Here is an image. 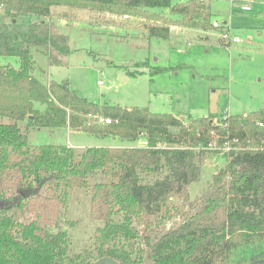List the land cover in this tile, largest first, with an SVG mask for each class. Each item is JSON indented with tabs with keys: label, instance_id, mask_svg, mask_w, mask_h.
Wrapping results in <instances>:
<instances>
[{
	"label": "trees",
	"instance_id": "trees-1",
	"mask_svg": "<svg viewBox=\"0 0 264 264\" xmlns=\"http://www.w3.org/2000/svg\"><path fill=\"white\" fill-rule=\"evenodd\" d=\"M0 3L5 19L0 22V57L18 61V68L0 65V118L11 121L0 122V264H91L103 257L144 264L143 247L149 264H264V150L256 148L264 139V125H256L264 124V109L224 114L225 120L221 116L218 121L227 124L224 129L212 124L216 116L210 114L181 120L95 104L67 84L44 83L35 75L34 52L49 65H61L70 54L68 38L53 33L47 21L52 7L123 16L168 9L180 17V26L206 30L212 15L203 0ZM148 35L167 39L169 29L150 27ZM43 128L131 142L143 137L147 146L76 152L69 146L30 144L27 131ZM213 133L217 144L228 133L244 149L224 154L226 165L213 176L210 189L186 208L170 212L166 203L172 197L188 203V186L200 177L203 151ZM76 189L87 192L90 215L103 225L95 230L91 248L69 254V236L61 223L72 225L64 218ZM51 218L56 219L55 232L47 225Z\"/></svg>",
	"mask_w": 264,
	"mask_h": 264
},
{
	"label": "rangeland",
	"instance_id": "rangeland-1",
	"mask_svg": "<svg viewBox=\"0 0 264 264\" xmlns=\"http://www.w3.org/2000/svg\"><path fill=\"white\" fill-rule=\"evenodd\" d=\"M203 2L212 15L206 30L180 26V17L168 9L140 10L124 18L79 7H52L47 21L53 33L68 38L70 54L61 65H49L45 56L34 52L35 75L44 83L67 84L75 95L95 104L172 114L184 117L181 120L209 114L216 119L224 114L250 115L264 109V2ZM242 6L250 10L242 11ZM2 8L0 3V22L5 20ZM150 27H167L168 38L150 37ZM5 64L18 68L13 57H0V65ZM0 122L11 123L6 118ZM21 126L25 130L24 123ZM27 135L32 145H63L76 152L89 147H141L144 140H113L68 128L30 129ZM203 152L200 177L187 189L188 203L172 197L166 203L170 212L198 200L225 167L221 151ZM70 193L64 219L72 225L61 223L69 236V254L91 248L95 230L103 225L92 219L85 190ZM54 220L47 224L53 232Z\"/></svg>",
	"mask_w": 264,
	"mask_h": 264
},
{
	"label": "built area",
	"instance_id": "built-area-1",
	"mask_svg": "<svg viewBox=\"0 0 264 264\" xmlns=\"http://www.w3.org/2000/svg\"><path fill=\"white\" fill-rule=\"evenodd\" d=\"M187 0H181V2H185ZM239 1V0H237ZM249 2L253 1V0H248ZM264 2V0H262ZM241 10L242 11H249L250 10V7L249 6H242L241 7ZM124 18H127V16H124ZM213 27H219L218 23L217 22H213L212 23ZM233 42H236L237 39H232ZM220 120L219 119H213L212 120V124L213 125H220L222 128L226 129L227 128V124L224 123V124H220L218 121ZM222 120H225V116L222 117ZM100 123H105V124H108L110 121L109 120H104V119H100L99 120ZM256 125L258 127H263V123L262 122H256ZM213 136L215 137V134L213 133ZM218 137H221L218 135ZM216 137L209 142L208 144V149L209 150H213V151H221L223 154H226V153H229L231 151H237V150H241V149H244L242 148V143L240 141V139L236 138V137H233V138H230L229 134L227 133L225 136L222 137V140H221V143L220 144H217L216 142ZM249 143V142H248ZM142 146L143 147H146L147 146V142L145 140H143V143H142ZM256 148H259V149H262L264 150V139L260 142V146L259 147H256Z\"/></svg>",
	"mask_w": 264,
	"mask_h": 264
},
{
	"label": "water",
	"instance_id": "water-1",
	"mask_svg": "<svg viewBox=\"0 0 264 264\" xmlns=\"http://www.w3.org/2000/svg\"><path fill=\"white\" fill-rule=\"evenodd\" d=\"M184 117H180V119H182ZM145 250V258H144V264H149V251L146 249V247H143ZM91 264H120L118 261H116L113 258H109V257H103L100 259L95 260L94 262H92Z\"/></svg>",
	"mask_w": 264,
	"mask_h": 264
},
{
	"label": "crops",
	"instance_id": "crops-1",
	"mask_svg": "<svg viewBox=\"0 0 264 264\" xmlns=\"http://www.w3.org/2000/svg\"><path fill=\"white\" fill-rule=\"evenodd\" d=\"M113 140L116 139V137H111ZM72 148V147H71Z\"/></svg>",
	"mask_w": 264,
	"mask_h": 264
}]
</instances>
